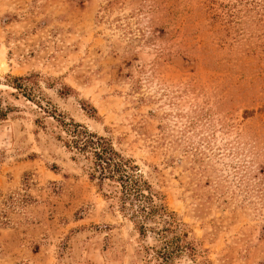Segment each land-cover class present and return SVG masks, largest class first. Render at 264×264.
I'll return each mask as SVG.
<instances>
[{"label": "rangeland", "instance_id": "obj_1", "mask_svg": "<svg viewBox=\"0 0 264 264\" xmlns=\"http://www.w3.org/2000/svg\"><path fill=\"white\" fill-rule=\"evenodd\" d=\"M0 111V264H143L154 243L70 123L187 224L175 264H264V0H0Z\"/></svg>", "mask_w": 264, "mask_h": 264}, {"label": "trees", "instance_id": "obj_2", "mask_svg": "<svg viewBox=\"0 0 264 264\" xmlns=\"http://www.w3.org/2000/svg\"><path fill=\"white\" fill-rule=\"evenodd\" d=\"M92 112L95 109L89 114ZM67 125L71 139L66 141V147L91 154L90 179L99 186L108 181L107 185L114 187L110 197L117 198L120 211L130 219L139 237L144 240L152 235L154 243L142 245L143 264H175L174 260L182 255L194 261L197 243L189 236L192 231L167 208L163 195L143 178L137 165L115 150L109 139L80 124Z\"/></svg>", "mask_w": 264, "mask_h": 264}]
</instances>
